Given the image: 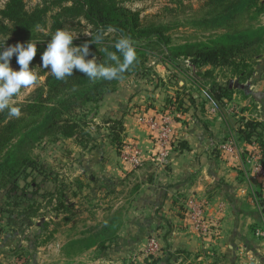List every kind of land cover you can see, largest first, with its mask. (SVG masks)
Here are the masks:
<instances>
[{"label":"crops","instance_id":"crops-1","mask_svg":"<svg viewBox=\"0 0 264 264\" xmlns=\"http://www.w3.org/2000/svg\"><path fill=\"white\" fill-rule=\"evenodd\" d=\"M161 72L145 84L127 79L105 97L100 136L85 144L67 139L74 145L62 171L59 162L48 166V191L55 193L44 215L52 220L48 241L36 242L37 227L27 231L31 241L0 223V264H264V181L252 173L264 165V56L234 94L239 102L212 100L187 75L173 83ZM181 100L183 111L168 107ZM155 112L178 115L173 134L180 144L166 163L157 156V132L139 119ZM247 121L258 124L259 139L240 137ZM230 139L235 153L223 150ZM128 145L141 151L142 167L123 159ZM132 187L131 199L120 193ZM80 201L89 206L80 208ZM112 218V237L89 239ZM153 236L161 248L157 262L146 257Z\"/></svg>","mask_w":264,"mask_h":264},{"label":"trees","instance_id":"trees-1","mask_svg":"<svg viewBox=\"0 0 264 264\" xmlns=\"http://www.w3.org/2000/svg\"><path fill=\"white\" fill-rule=\"evenodd\" d=\"M44 5L29 11L25 0H8L0 12V45H3L5 41V48L17 43L26 45L31 40L37 43V54L30 67L46 50L50 42L47 38L44 40V32H47L50 21L51 24L53 23L52 31L80 28L78 30L81 33L84 27H89L91 35L102 34L103 39L98 44L92 42V36L77 39L73 44L80 46L89 43L88 59L95 58L97 62L106 65L113 63L107 59V51L114 52V44L121 37H128L131 41H141L148 33L147 36L153 34L159 38V43L163 41L164 33L158 28L159 26L147 32L150 28L145 27L140 13L122 6L119 0H45ZM204 7L210 8L204 20H212L214 24H225L223 27L231 28L232 34L237 31L236 29L243 27L242 32L238 31V33H243L246 38L243 47L232 42L189 48L186 54L192 57L195 70L206 65L225 66L231 59L242 55L247 56V49L250 46L247 35L253 31L255 19L264 14V2L261 0H206ZM241 14L245 15L244 19ZM237 16H240L241 20L235 22ZM164 42L169 43L170 39L167 38ZM134 47L137 53L138 48ZM120 59L122 62L123 57L121 56ZM13 60L16 62L15 55L11 61ZM133 65L123 73L122 79L112 81H92L79 71H74L73 76L63 81L55 79L50 74L45 84L34 93L31 101L15 105L21 108L20 118H9L6 111L0 112V152L9 144L14 145L12 142L15 141V145L5 154L0 163V189L7 185L17 186L20 181L26 183L29 179L27 173L29 169L38 171L42 168L38 161L33 160L31 154L36 145L51 135L48 131L53 133L58 131V134L64 137H74L78 140L82 132L81 125L76 121L75 124L72 123L71 114L80 104L83 106L89 102H99L103 96L114 90L120 81L136 73L138 70ZM248 69L246 78L245 75L243 76L245 81L250 77L251 69L250 67ZM179 72L185 74L182 70ZM229 86L213 85L211 91L209 90L210 98L218 102L228 99L227 92L231 91ZM46 87L48 88L47 97L43 98ZM183 105L184 102L181 100L178 104L171 102L168 107H177L178 111H183ZM36 115L40 118H34ZM239 134L247 142H250L253 137L259 139L258 124L253 121L245 122ZM33 185L40 190V184H35L34 180H32ZM54 194L49 192L47 195L53 198ZM57 194L61 196L63 191ZM20 200L22 203H27L30 199L23 194ZM63 207L65 205L59 203L57 209L61 210ZM38 213L39 210L32 211L31 217L38 216ZM116 220V218L109 220L89 239L106 240L112 237L114 235L112 224L115 225ZM28 225L32 226L33 222L28 220ZM154 262L157 261L154 260Z\"/></svg>","mask_w":264,"mask_h":264},{"label":"rangeland","instance_id":"rangeland-1","mask_svg":"<svg viewBox=\"0 0 264 264\" xmlns=\"http://www.w3.org/2000/svg\"><path fill=\"white\" fill-rule=\"evenodd\" d=\"M7 1L8 0H0V12L4 9ZM119 1L122 6L140 13V17L144 21L145 27L150 28L147 29V32H151L156 26H159L158 28L163 30L164 33L163 41L162 43H159V38L153 34L147 36L148 33L144 36L143 40L132 41L133 45L138 48L137 61L133 65L138 71L136 73L134 72L129 78L120 81L115 86L116 88L103 96L99 102H89L83 106L80 104L78 108L75 109L70 118H73L72 123L75 124L76 121L81 125L82 132L80 133V138H78V140L74 137L67 138L66 136H62V134H58V131H55L54 133L48 131L51 135H48L43 141L36 145L31 154L33 160L38 161L42 168L38 171H33L32 169L28 170V183L20 181L17 186L7 185L5 188L0 189V223L5 227L11 228L14 232L19 233L24 239L29 237V240L32 241L33 239H30L32 233L27 235V231L31 232L33 229L36 230L39 228L41 237L39 240H36V242L45 244L48 241V220L52 222L51 218L44 216L52 202L51 197L47 195L49 193L46 182L47 177H49L48 166L59 162L57 163L58 170L63 169L65 163H63L62 160L68 155V149L74 145L73 141H67V139H74L81 144H85L90 142L92 138L91 135H101L100 132L102 129L100 128H103V126L98 124H101L103 120L98 116L100 109L99 105H101V102L104 101L107 96L108 98L110 97V94L117 89L119 84L127 79L134 84V80H137V82L139 81L137 84H145L144 80L155 79L153 75H156L155 71H158L159 69L162 70L161 73H163V75L168 74L171 77L169 80L173 83L184 81L185 79L182 75L186 74L190 78L192 84L197 85L199 88L206 91H211L213 85L222 87L230 85L229 87L231 88V91L227 92L228 99L234 97L236 101L239 102L241 95L235 97L234 94L237 90L243 91V85L246 83L245 78L249 72L248 68L250 67L251 69L252 66L264 56V14H261L255 19L256 22L253 23L252 26L253 31L247 35L250 39L247 56L242 55L231 59L229 64L225 66L206 65L195 70L196 67L194 68L193 66L192 57H189L186 54L189 52V48H202L204 45H219L232 42L243 47L246 36L243 35V33H238V31L242 32L243 27L236 29L237 31L232 34L233 32L231 31V28L227 29V27H223L225 24H214L211 22L212 20H204L203 18L210 9L204 7L206 0ZM25 2L29 11H32L38 6H45V0H25ZM261 2H264V0H261ZM241 16L243 19L245 18V15L241 14ZM239 20H241L240 16H237L235 22H238ZM52 24L50 21L47 32H44V40L46 38L47 40H51V36L56 32L52 31ZM82 25L84 26V22ZM246 27L248 28V26ZM78 29L66 30L74 36H77L74 41L81 39L82 37L91 36L89 27H84L81 33ZM167 38L170 39L169 43L164 42ZM32 65L31 68H35L38 75L43 77V79L29 89L22 91L19 98L14 100V105L27 103L28 100L31 101L34 93L45 84L47 76L50 75V68L43 69L42 67L41 56ZM11 67L16 71H19L20 68L14 60L11 61ZM180 70H182V72L184 71L185 74L179 72ZM111 88L112 87H110V89ZM47 92L48 88L46 87L44 89L43 98L47 97ZM238 106L243 108L240 104ZM38 117L39 115H36L34 118L38 119ZM12 144L15 145V141L12 142ZM14 145L9 144L0 152V163L5 154H7ZM68 159L70 158L68 157ZM51 172V177L53 174H57V178L62 176V173ZM32 180H34L35 184H37V181L41 182L40 190H37V186H32ZM89 186L91 185H88V187ZM123 190L124 191H120V193L129 199H131L134 193L137 192L136 187L125 188ZM61 191L64 193L63 187L57 192ZM94 191V187H91L87 188L86 193L93 194ZM105 191L106 190L103 191L104 195L106 194ZM23 194L27 195L28 199H30L29 202H21L20 198ZM79 204L81 205V201ZM81 206L80 208H84L89 205L86 204L85 206L82 202ZM123 206L129 207L131 206V203L125 201ZM34 210H39L40 215L31 217V212H34ZM28 220L33 222V225L30 227L28 225ZM92 234L93 232H91V236ZM8 236L10 237V235ZM34 239H36V235H34Z\"/></svg>","mask_w":264,"mask_h":264},{"label":"clouds","instance_id":"clouds-1","mask_svg":"<svg viewBox=\"0 0 264 264\" xmlns=\"http://www.w3.org/2000/svg\"><path fill=\"white\" fill-rule=\"evenodd\" d=\"M91 36L92 42L96 44L103 39L100 33ZM76 38L77 36L69 31L57 30L41 55L43 69L50 68L49 73L57 80L63 81L73 76L74 71L84 73L92 81L119 80L122 79L123 73L137 61L135 47L128 37H121L115 42L114 52L107 51V59L113 62L108 65L97 62L95 58L88 59L89 43L76 46L73 44ZM5 43L6 41L0 45V112L6 111L9 118H20L21 108L14 105V100L19 98L22 91L43 79L35 68L30 67L37 54V43L31 40L26 45L17 43L7 48L4 47ZM14 55L20 66L19 71L11 67V59Z\"/></svg>","mask_w":264,"mask_h":264},{"label":"built area","instance_id":"built-area-1","mask_svg":"<svg viewBox=\"0 0 264 264\" xmlns=\"http://www.w3.org/2000/svg\"><path fill=\"white\" fill-rule=\"evenodd\" d=\"M155 115H147L140 117V121L148 126L153 132L156 131V142L159 148L157 156L161 162L166 163L175 148L178 147V140L173 134V119L178 118V116L164 113V112H155ZM237 142L234 139L228 140L224 146L223 150L229 153H235L237 148ZM123 159L129 161L132 167L137 169L142 167V153L141 151L132 145L124 147ZM254 175L259 176L264 181V165L254 166L253 172ZM262 201L264 202V191L262 194ZM161 248L158 242L157 237L153 236L148 241V246L146 250V257L150 261L157 258L160 254Z\"/></svg>","mask_w":264,"mask_h":264},{"label":"water","instance_id":"water-1","mask_svg":"<svg viewBox=\"0 0 264 264\" xmlns=\"http://www.w3.org/2000/svg\"><path fill=\"white\" fill-rule=\"evenodd\" d=\"M242 87V86H241Z\"/></svg>","mask_w":264,"mask_h":264}]
</instances>
